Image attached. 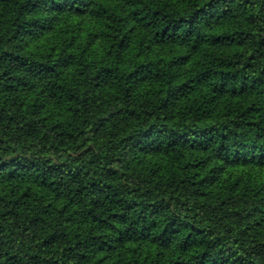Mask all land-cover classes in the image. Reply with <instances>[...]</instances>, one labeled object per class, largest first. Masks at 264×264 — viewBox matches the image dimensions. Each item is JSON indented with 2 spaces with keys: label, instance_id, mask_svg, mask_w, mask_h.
<instances>
[{
  "label": "trees",
  "instance_id": "16d2710c",
  "mask_svg": "<svg viewBox=\"0 0 264 264\" xmlns=\"http://www.w3.org/2000/svg\"><path fill=\"white\" fill-rule=\"evenodd\" d=\"M0 264H264V0H0Z\"/></svg>",
  "mask_w": 264,
  "mask_h": 264
}]
</instances>
